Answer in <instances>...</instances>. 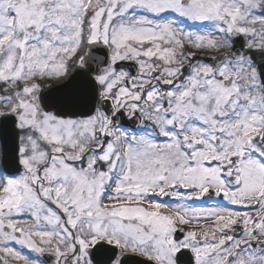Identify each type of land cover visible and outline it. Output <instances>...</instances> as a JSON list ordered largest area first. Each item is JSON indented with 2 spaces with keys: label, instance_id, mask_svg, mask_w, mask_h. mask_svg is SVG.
Masks as SVG:
<instances>
[{
  "label": "snow or ice",
  "instance_id": "6c2138e0",
  "mask_svg": "<svg viewBox=\"0 0 264 264\" xmlns=\"http://www.w3.org/2000/svg\"><path fill=\"white\" fill-rule=\"evenodd\" d=\"M0 264H264V0H0Z\"/></svg>",
  "mask_w": 264,
  "mask_h": 264
}]
</instances>
